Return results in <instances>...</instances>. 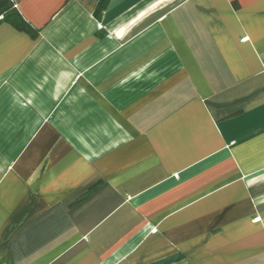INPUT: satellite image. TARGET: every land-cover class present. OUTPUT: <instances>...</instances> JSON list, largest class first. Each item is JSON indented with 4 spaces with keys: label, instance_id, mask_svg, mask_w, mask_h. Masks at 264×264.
<instances>
[{
    "label": "crops",
    "instance_id": "obj_1",
    "mask_svg": "<svg viewBox=\"0 0 264 264\" xmlns=\"http://www.w3.org/2000/svg\"><path fill=\"white\" fill-rule=\"evenodd\" d=\"M11 1L0 264H264V0Z\"/></svg>",
    "mask_w": 264,
    "mask_h": 264
},
{
    "label": "trees",
    "instance_id": "obj_2",
    "mask_svg": "<svg viewBox=\"0 0 264 264\" xmlns=\"http://www.w3.org/2000/svg\"><path fill=\"white\" fill-rule=\"evenodd\" d=\"M109 0H99L96 8L98 15L107 6ZM8 22L12 24L17 30L26 33H33L30 25L21 17L11 0H0V22ZM33 35V34H31Z\"/></svg>",
    "mask_w": 264,
    "mask_h": 264
}]
</instances>
